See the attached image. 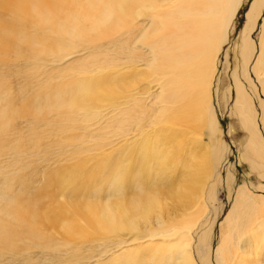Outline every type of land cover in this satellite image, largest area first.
I'll return each instance as SVG.
<instances>
[{
	"label": "bare ground",
	"instance_id": "bare-ground-1",
	"mask_svg": "<svg viewBox=\"0 0 264 264\" xmlns=\"http://www.w3.org/2000/svg\"><path fill=\"white\" fill-rule=\"evenodd\" d=\"M242 2L0 0L2 136L21 140L33 122L26 140L59 133L73 161L44 177L47 206L0 186V264L73 248L85 252L75 264H264V0L250 2L237 44L247 85L233 72L253 190L222 179L211 101ZM83 164L93 170L75 182Z\"/></svg>",
	"mask_w": 264,
	"mask_h": 264
},
{
	"label": "rangeland",
	"instance_id": "rangeland-1",
	"mask_svg": "<svg viewBox=\"0 0 264 264\" xmlns=\"http://www.w3.org/2000/svg\"><path fill=\"white\" fill-rule=\"evenodd\" d=\"M251 1L252 0H243L242 4L238 10V14L234 20L233 30L229 36L228 43L224 46V48L222 49V51L219 55V59L217 62V68L215 71V76H214L213 84H212V88H211V101H212L214 111L216 113V117L218 118L219 123H220L219 126L221 129V138L223 139L224 143L228 146V151L226 154V160L222 164V169H221L222 179L225 182V180H226L225 178L227 175V178H228L227 183L228 184L232 183L234 186H236L237 184L245 183L250 189L253 190V188H254L253 185H255L257 183L258 176L255 172L250 170L249 164L243 159V157H242V159L244 161L240 157L241 154L243 153V143L246 139L247 133H245V131L242 129V127L238 121L237 116L233 112V102H234V95H235L234 94V87H233V72H236L238 79L240 80V82L243 85H245V86L247 85V81L245 80V78L243 77V75L241 73L242 72V59H241L237 44L239 42L240 31H241L243 24H244V21H245V12L248 9ZM256 35H257V31L253 32L251 34V37L254 40H256V38H257ZM12 84H13V86H15L14 83H12ZM216 85H218V90H217V93L215 94L214 88ZM14 88L17 89V87H14ZM35 88H37V87H35ZM35 88H33V89H35ZM2 92L3 91H1V93ZM16 92H18V91H15L14 96H13V97H15V104H14L15 106L18 105L20 102V100H19L20 97L19 96L17 97V95H15ZM254 104H256V103H254ZM14 105H12V106H14ZM255 107H256V109H258L257 105ZM22 123H23L22 126H25V131L22 134L23 139L18 140V139H20V137H18L12 143L10 142L12 140H9V138L2 136V129L0 128V141H7L8 143H11L7 146H4V149H6V147H8V149H9V150L7 149L8 153H9L7 156L4 155L5 150L3 148H1L3 153H0V162H1L0 163V186H3V187L5 186L7 188V190H6L7 195L8 196L12 195V197L15 200L20 199V198H24V197L31 198V200H32V198L35 197L38 199V201H39L38 203L40 205L44 204L43 206H45V205L47 206V204H48L47 201H49L51 198L47 197L45 199L44 196L42 195V193L44 191H41L40 189H38L44 184V181H45L44 177L46 176L47 173L56 170L58 168V166L60 167L61 164L63 165L65 163V166H70V165L72 166L73 161L67 159V154H69V153L66 152L67 151V149H65L66 146L64 147L62 145V144H64V140L61 138L59 133H56V134L54 133L52 135V133L49 132V129H48V132H44V133L39 132V131L37 132L36 131L37 129H35L34 131L38 133V137L33 138L31 140L32 142L31 141L29 142L28 140H26L28 137V132L26 130H29V132L31 133L30 130L35 128V126L34 127L32 126L33 122L32 123L31 122H29V123L22 122ZM38 123L40 124V122H38ZM30 124H32V125H30ZM0 125H1V123H0ZM25 132H27V133H25ZM40 137H42V138H40ZM37 141L39 144L36 143ZM61 141L63 143H61ZM23 142L26 145L23 144ZM49 143H50V146H49ZM11 145H12V147L13 146H15V147L11 149ZM18 145H20L21 147H18ZM51 146H52V148H51ZM56 147H57V149H56ZM21 149H25V151L21 150ZM26 149H27V151H26ZM49 149H50V151H49ZM58 150H59V152L56 153V151H58ZM23 152L25 153V155L23 154ZM53 153H54V155H53ZM94 153H95V151L91 152L90 154L93 155ZM33 154H34V156H33ZM84 154H86V153H84ZM90 154H86V155H90ZM49 155L50 156L52 155V156L50 157ZM37 156H38V158H37ZM57 156H58V158H56ZM6 157H8V158L5 159ZM33 157H35V158H33ZM14 159L16 162H14ZM4 162L7 163L8 168H5L6 164H4ZM58 162L61 164H59ZM86 164H88V163H86ZM86 164H83V166L81 167V169L83 167H85L84 168V170H85L84 174L81 175L80 179L75 181V182L80 181L79 183H83L86 180L88 181L89 172L93 169H92L91 165L86 166ZM11 169H12V171H11ZM11 172H13V173H11ZM41 172L43 174H41ZM8 174H10V175H8ZM17 174L19 175L18 177H20L21 180H19L17 178V176H16ZM13 177H16V178H13ZM22 179H24L25 182ZM1 180L4 182L3 184H2ZM9 180H11L12 183ZM26 180H28V181H26ZM7 181L10 183H8ZM18 182H19V184H22V182H23V184L18 186ZM24 183H25V185H24ZM18 187L21 189H19ZM224 187H225L224 184L219 185L215 194H216L217 201L225 203L227 194H226V189ZM15 196H17V198ZM67 196H70V194H68ZM57 200L58 199H56V201ZM64 200L67 203L69 202L67 197H65ZM77 204H78L77 202H73V201L71 203L72 206L77 205ZM224 209H226V207ZM44 226H43V228H45V229L47 228L46 229L47 232H50V231L53 232L54 231L53 228H51V225H48L47 223H45ZM73 250L71 252L61 251V256H62L61 261L62 262L58 261L57 258L50 259V256L44 255L43 253L40 254V252H34L35 256L33 254L29 262H26L24 259L20 258L14 264H55V263L56 264H59V263L60 264H75L73 262H69V259H71L70 255L75 254L76 257L77 256L83 257V256H85V252H83V251L78 252L75 250V248H73ZM2 264H12V263L8 262V261L6 263V260H3Z\"/></svg>",
	"mask_w": 264,
	"mask_h": 264
}]
</instances>
